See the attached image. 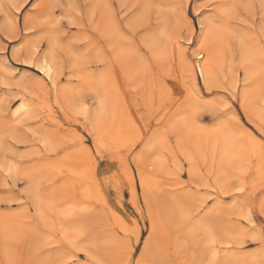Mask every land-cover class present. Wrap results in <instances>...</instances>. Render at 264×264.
Instances as JSON below:
<instances>
[{"label":"rangeland","instance_id":"rangeland-1","mask_svg":"<svg viewBox=\"0 0 264 264\" xmlns=\"http://www.w3.org/2000/svg\"><path fill=\"white\" fill-rule=\"evenodd\" d=\"M0 264H264V0H0Z\"/></svg>","mask_w":264,"mask_h":264},{"label":"bare ground","instance_id":"bare-ground-1","mask_svg":"<svg viewBox=\"0 0 264 264\" xmlns=\"http://www.w3.org/2000/svg\"><path fill=\"white\" fill-rule=\"evenodd\" d=\"M205 21V20H204ZM207 21V20H206ZM208 26V25H207ZM206 30V28H205ZM200 49L204 50L205 48V39L202 40V42H200ZM197 59L198 60H202V61H198L197 62V71L201 77V80L203 83H206V81H208V76L210 73V60L211 58L207 57L206 59L203 60V56H201L200 54H197ZM36 66L38 67V69L47 77V78H51L52 74H54V67L52 65V61H51V57L49 52L45 55H43L42 57H40L36 63ZM248 75V74H247ZM100 106V105H99ZM98 106V107H99ZM23 104L18 105L15 109H14V113L17 115L20 112L23 111ZM99 112V111H98ZM100 113V112H99ZM95 116V115H94ZM96 120V119H95ZM97 121V120H96ZM247 135V134H246ZM142 179V177H141ZM143 184V183H142Z\"/></svg>","mask_w":264,"mask_h":264}]
</instances>
